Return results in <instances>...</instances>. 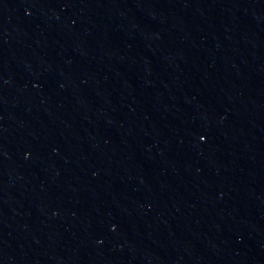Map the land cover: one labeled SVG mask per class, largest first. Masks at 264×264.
Instances as JSON below:
<instances>
[{
    "label": "water",
    "instance_id": "water-1",
    "mask_svg": "<svg viewBox=\"0 0 264 264\" xmlns=\"http://www.w3.org/2000/svg\"><path fill=\"white\" fill-rule=\"evenodd\" d=\"M0 264H264V0H0Z\"/></svg>",
    "mask_w": 264,
    "mask_h": 264
}]
</instances>
